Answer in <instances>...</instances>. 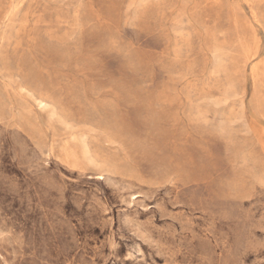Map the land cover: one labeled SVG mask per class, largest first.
<instances>
[{"label":"rangeland","instance_id":"obj_1","mask_svg":"<svg viewBox=\"0 0 264 264\" xmlns=\"http://www.w3.org/2000/svg\"><path fill=\"white\" fill-rule=\"evenodd\" d=\"M0 264H264V0H0Z\"/></svg>","mask_w":264,"mask_h":264}]
</instances>
